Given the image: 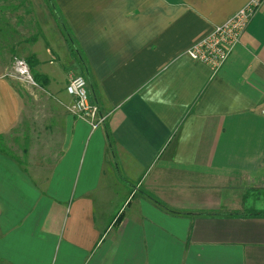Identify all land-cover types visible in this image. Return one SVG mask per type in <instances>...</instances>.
I'll return each instance as SVG.
<instances>
[{
	"label": "crops",
	"instance_id": "obj_1",
	"mask_svg": "<svg viewBox=\"0 0 264 264\" xmlns=\"http://www.w3.org/2000/svg\"><path fill=\"white\" fill-rule=\"evenodd\" d=\"M250 1L47 0L49 30L13 28L46 81L0 60V264H264V0L217 72L186 54Z\"/></svg>",
	"mask_w": 264,
	"mask_h": 264
},
{
	"label": "built area",
	"instance_id": "obj_2",
	"mask_svg": "<svg viewBox=\"0 0 264 264\" xmlns=\"http://www.w3.org/2000/svg\"><path fill=\"white\" fill-rule=\"evenodd\" d=\"M261 0H251L245 7L228 18L224 23L194 43L187 51V56L194 62L203 64L217 72L225 63L235 46L239 43L241 34L255 13ZM6 76L22 85L38 88L28 64L15 58L11 70ZM66 93L73 99L67 106V112L75 118L86 122L92 130L103 126L107 115L101 113L96 103L90 102L86 90V81L81 75H73L69 78ZM264 117V103L259 110Z\"/></svg>",
	"mask_w": 264,
	"mask_h": 264
},
{
	"label": "trees",
	"instance_id": "obj_3",
	"mask_svg": "<svg viewBox=\"0 0 264 264\" xmlns=\"http://www.w3.org/2000/svg\"><path fill=\"white\" fill-rule=\"evenodd\" d=\"M27 3V0H0V20L9 22L8 16H10V18L16 20V27L20 28L19 32H22V29L24 32V36H19V33H17V31L15 33L12 28L11 32L7 33L4 31L2 33L3 36H6L7 34L8 41L7 45H5V48L8 49L10 54H14L15 47L13 44L14 37L12 33H15V39H20V42L22 43H30L41 36V32L39 31L40 29L37 28V22H35L31 16L32 9L25 7ZM26 62L30 68V71L33 73L35 82L39 86L45 85L44 82L46 81V78L41 75H37L34 73V71H32L37 63V60L34 57H29L26 59Z\"/></svg>",
	"mask_w": 264,
	"mask_h": 264
},
{
	"label": "rangeland",
	"instance_id": "obj_4",
	"mask_svg": "<svg viewBox=\"0 0 264 264\" xmlns=\"http://www.w3.org/2000/svg\"><path fill=\"white\" fill-rule=\"evenodd\" d=\"M27 1H28V3L26 4L25 7H29V8L32 9V15L31 16L34 19V21H39L41 18H45L48 23L43 22V24L49 30L50 29L49 20H51V15H50L51 8H50L49 3L47 5V0H27ZM39 13H42V14L39 15ZM45 14L50 15L49 20H48V17L45 16ZM6 15H9V14H6ZM8 19H9V22L8 21L0 20V60L6 59L7 61H9V68H8V70H11V67H12V65L14 63L15 58L24 60L25 62H26V59L21 54H19L18 57L17 56L16 57H13V54L12 55L9 54L8 53V49L5 48L6 47L5 45H7L8 38H7V34H6V36H3L2 33L4 31H6L7 33H9V32H11L12 28L16 27V20L13 19V18H10V16H8ZM50 23H51V21H50ZM37 28L40 29L39 31L41 33H42V30H44L43 29V25L40 22H37ZM55 29H56L57 35L60 37V41L63 42L62 41V36H60V34H59L60 32H59L58 28L56 27ZM19 34H20V36H24L23 29H22V32H19ZM12 57H13V59H12ZM45 59H46V57H45ZM46 64L48 65V61H46ZM56 65L58 67L64 66L62 60L58 61L56 63ZM31 74L33 76V73L32 72H31ZM21 86L23 88V91L26 92V93H28V94L29 93H32V92L33 93L41 92L39 90V88H33V87H30V86H25V85H21ZM86 90H87V86H86ZM87 92H88V90H87ZM18 141H20L19 136H18V138L16 140L15 139L14 140H11V139L6 138V139H4L1 142H2V145L4 146V148H7L8 147V148H11L12 151H14V149L17 148L15 145H19L18 144ZM1 142H0V144H1ZM10 145L12 147H14V148H12Z\"/></svg>",
	"mask_w": 264,
	"mask_h": 264
}]
</instances>
